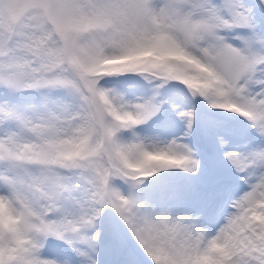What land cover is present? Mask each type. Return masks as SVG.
Wrapping results in <instances>:
<instances>
[{
  "label": "snow or ice",
  "instance_id": "1",
  "mask_svg": "<svg viewBox=\"0 0 264 264\" xmlns=\"http://www.w3.org/2000/svg\"><path fill=\"white\" fill-rule=\"evenodd\" d=\"M0 264H264V0H0Z\"/></svg>",
  "mask_w": 264,
  "mask_h": 264
},
{
  "label": "rangeland",
  "instance_id": "2",
  "mask_svg": "<svg viewBox=\"0 0 264 264\" xmlns=\"http://www.w3.org/2000/svg\"><path fill=\"white\" fill-rule=\"evenodd\" d=\"M176 134H177V135H179V134H180L178 130L176 131Z\"/></svg>",
  "mask_w": 264,
  "mask_h": 264
}]
</instances>
